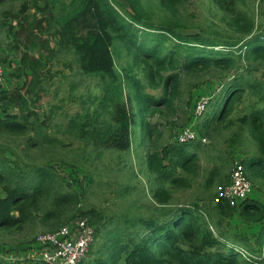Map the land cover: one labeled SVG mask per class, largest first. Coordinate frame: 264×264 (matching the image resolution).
<instances>
[{
	"label": "trees",
	"instance_id": "16d2710c",
	"mask_svg": "<svg viewBox=\"0 0 264 264\" xmlns=\"http://www.w3.org/2000/svg\"><path fill=\"white\" fill-rule=\"evenodd\" d=\"M11 1L20 2L16 11L5 10V0H0V264H46L26 256L9 261L14 245L19 246L17 253L29 249L15 238L35 232V226L55 232L76 221L74 217L94 230L87 255L77 264H264V205L259 202L247 198L230 204L217 193L210 197L212 208L195 201L164 209L154 218L124 216L115 222L81 207L84 187L76 177L78 165L90 156L128 153L137 137V146L147 148L150 197L164 207L173 192L190 188L199 175L200 154L206 151L202 138L234 130L249 135L261 157L243 162L246 177L264 181V169L255 168L264 165V107L251 101L257 98L264 104V80L252 77L255 65L264 66V33H255L248 2L210 0L214 21L186 18L189 0ZM44 33L55 47L42 38ZM4 44L15 55L11 60L3 53ZM64 50L74 55L78 74L94 79L100 92L82 101L84 115L54 123L60 107L42 113L41 104L52 92L42 79L53 77L48 65ZM13 63L5 74L4 65ZM211 71L233 75L224 79L211 111L198 125L204 137L162 146L154 117L175 115V104L185 94L184 77ZM6 79L15 83L7 87L8 82L2 84ZM80 84L71 83L70 92ZM147 88L160 89V94ZM65 135L81 145L69 158L60 138ZM207 150L205 157L213 166L202 189L229 185L231 174H224L227 155ZM214 208L228 217L238 213L244 222L259 226L255 241L220 228L213 221ZM98 237L101 246L94 251Z\"/></svg>",
	"mask_w": 264,
	"mask_h": 264
},
{
	"label": "rangeland",
	"instance_id": "374dc122",
	"mask_svg": "<svg viewBox=\"0 0 264 264\" xmlns=\"http://www.w3.org/2000/svg\"><path fill=\"white\" fill-rule=\"evenodd\" d=\"M246 1L255 16V22L257 25L255 33H264V0ZM19 5V1L5 0L3 8L5 10L16 11ZM212 7L213 6L210 0H189V2L185 4L186 14H184V16L186 18L198 20H202L203 16H206L208 20L216 21V19L212 18L210 15ZM42 38L46 39L51 47H55L50 35L44 33ZM5 47L6 46L4 44L2 46L3 53L9 60H11L15 55L12 52H8ZM14 64L15 63L9 67L4 65V73L6 74L11 68H13ZM255 66H257V71L252 72V77L257 80H264V66ZM48 69L53 77L49 79L48 76L45 75L44 79H41L47 83V90L52 92L50 98L44 101V103H48L41 104L42 113H47L48 107L59 106L60 109L56 112L54 123L64 122L68 117L74 116L75 114L84 115L86 112V106L82 104V101L87 99L89 96H95L100 92L97 82L92 78L84 79L78 74V68L74 55L66 50L58 52L54 56L48 65ZM232 75L233 73L225 77L224 74L211 71L203 74L202 76L197 75L195 77H184L182 89L185 91V94L183 95L180 105L175 104V115H157L153 119V122H157L160 125L159 130L162 134L160 143L162 146L163 142L171 140L178 142V136L186 128H190L196 134V138L194 140L192 138L188 142L197 140V137H204L200 134L198 125L203 119L204 113L211 111V106L214 105V97H216L222 90L221 88L224 83V79L232 78ZM137 78L140 81L143 80V76L141 74L137 76ZM5 82H8L7 87L15 83L14 81L6 79V81H2V84H5ZM74 82H82L83 84L78 85V89L74 93H71L69 85ZM53 89H58V94L56 96L53 95ZM147 92L156 95L160 94V89H148ZM201 98L206 100L207 106L205 111L201 113V115H198L194 109L195 104ZM252 100L259 104L258 106L264 107V104L257 101V98H251V101ZM201 105H203V103ZM140 135L141 134H139V136ZM60 138L65 144L64 153L67 158L72 157L74 153L79 151L81 145L76 140L67 135L60 136ZM203 141L205 142H202L201 140V143L206 146V151H204L203 154H200L201 160L199 162V175L193 179L190 188L173 192L171 203L164 207L160 206L150 197L149 190L152 184V176L149 175L145 166V154L147 148L146 146H137L139 143L137 137L133 141L132 148L128 153H121L119 155L116 153H105V157L102 158L90 156V161L78 165L76 172L77 179L80 182H83L82 187H84L81 207L87 210L92 209L99 211L109 220L115 222L117 220H121L124 216H143L146 218H154L156 216H160L164 209L167 210L176 206H187L190 205V202L195 201H198L202 207L212 208L214 203L212 201L213 199L211 200L210 197L217 193L220 194L222 192L224 193V191H228V187H226L228 185L217 186V183H215L216 186H214L210 191L202 189L201 184H203V180L207 175V172L213 166V164L205 157V152L210 151L207 149L212 148L215 150L213 151V154H216V151L220 150L223 154L227 155L225 159L226 165L224 166V174H231L230 182L233 179L234 171L238 168L241 169L242 173H244V176L246 177L245 172L247 171H244L243 166V162L246 159L249 157H257L261 159V157L258 155L256 151L257 147L251 137L247 134H243V136L238 135L237 131L234 130L226 133L224 132L219 136L211 138L206 137ZM14 147L15 145H12L13 149ZM119 160H121V164H119ZM255 168L263 170L264 165L260 164ZM83 176L91 179V182L88 183ZM246 178L250 182L251 191L245 199L248 198L264 205V181L261 179L251 180L248 177ZM230 182L228 184H230ZM245 199L235 200L234 204H238ZM212 216L213 221L219 223L220 228L228 231L229 234H243L245 239L250 243L255 241V238L259 233V226L244 222L238 213L228 217L221 214L214 208L212 210ZM74 218L76 220L78 219V217ZM73 221L66 223L62 227L67 226L68 228H66L70 230ZM76 222L77 221H74L73 224ZM35 228V232L27 231L25 234L15 238V243H25V247H29V249H27V251L22 250L20 253H17L16 250L19 246L14 245L11 247L15 250L14 254H10L7 257L9 261L15 262L18 260L16 259L17 257L23 258L24 256L32 259L38 258V260L42 261L40 254L44 250V247H41L37 243V236L38 234L47 231H44V229L40 226H35ZM211 229L215 232L216 226L213 224ZM49 233H54V231ZM77 233L81 235L85 234L83 230H78ZM78 234L73 236L75 241L78 240ZM101 242V237H98L96 242L94 241L92 245L94 251L100 248ZM233 248L240 250V247L237 245H234ZM86 255L87 253L83 256L86 257ZM79 257L74 264L79 262Z\"/></svg>",
	"mask_w": 264,
	"mask_h": 264
},
{
	"label": "built area",
	"instance_id": "2783aa9c",
	"mask_svg": "<svg viewBox=\"0 0 264 264\" xmlns=\"http://www.w3.org/2000/svg\"><path fill=\"white\" fill-rule=\"evenodd\" d=\"M2 79V71L0 69V84ZM203 103V105H201ZM206 100L201 98L195 106V112L201 115L206 109ZM196 138V134L190 128H186L178 136L179 143H186L190 139ZM204 139H202V142ZM228 191L224 193H218V195L226 202L234 204L235 200H242L251 191V185L248 179L244 176L241 169L238 168L234 171L233 179L231 183L226 186ZM68 230L67 226L61 227L54 233L43 232L37 236V243L44 247V250L40 254V258L46 264H74L78 259H81L87 252L89 245L93 241V230L85 225L82 220H76ZM67 227V228H66ZM78 230H83L84 235L78 234ZM78 234V240L75 241L73 236ZM80 261V260H79Z\"/></svg>",
	"mask_w": 264,
	"mask_h": 264
},
{
	"label": "clouds",
	"instance_id": "9594fccd",
	"mask_svg": "<svg viewBox=\"0 0 264 264\" xmlns=\"http://www.w3.org/2000/svg\"><path fill=\"white\" fill-rule=\"evenodd\" d=\"M203 139H205V138H203ZM91 228V227H90ZM93 230V229H92ZM93 233H94V230H93ZM93 240H94V234H93ZM93 242V241H92ZM88 249H89V247H88ZM88 251V250H87Z\"/></svg>",
	"mask_w": 264,
	"mask_h": 264
}]
</instances>
